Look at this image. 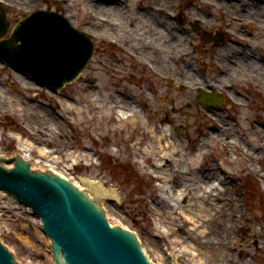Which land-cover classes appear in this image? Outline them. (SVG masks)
Here are the masks:
<instances>
[{
    "label": "rangeland",
    "instance_id": "rangeland-1",
    "mask_svg": "<svg viewBox=\"0 0 264 264\" xmlns=\"http://www.w3.org/2000/svg\"><path fill=\"white\" fill-rule=\"evenodd\" d=\"M238 1L0 0L10 25L2 38L34 11L51 10L95 44L87 69L57 93L0 62V156L20 154L21 142L12 136L19 134L22 144L32 145V170L54 169L73 183L99 182L109 223L135 233L153 264L173 258L178 264H264V18ZM155 7L166 11L157 14ZM155 24L174 25L185 35L200 89L180 88L179 65H158L167 55L152 53V44L172 42L155 35ZM219 34L225 37L215 43ZM235 56L243 63H223ZM227 66L230 73L219 79ZM206 92L222 103H201ZM161 133L162 151L154 138ZM174 146L178 152L168 162L162 155ZM40 148L50 157L40 159ZM170 178L190 194L175 199ZM157 203L165 212L175 209L172 218L158 212ZM205 207L212 208L206 218L199 213ZM190 208L193 220L186 215ZM232 210V252L212 261L194 241L199 232L221 229ZM252 230L255 243L247 239ZM0 240L20 264H51V240L40 218L2 192Z\"/></svg>",
    "mask_w": 264,
    "mask_h": 264
},
{
    "label": "water",
    "instance_id": "water-1",
    "mask_svg": "<svg viewBox=\"0 0 264 264\" xmlns=\"http://www.w3.org/2000/svg\"><path fill=\"white\" fill-rule=\"evenodd\" d=\"M0 5V62L29 74L37 85L57 93L75 81L92 61L95 44L62 14L37 10L20 21L11 36ZM224 34L214 38L221 43ZM205 42L211 41L206 35ZM201 103H222L204 93ZM3 164H14L7 168ZM54 169H31L29 159L0 157V192L16 197L42 220V230L52 241L51 264H153L138 237L109 223L101 198L105 187L84 182L87 192ZM0 264H20L0 240ZM171 264H175L171 262Z\"/></svg>",
    "mask_w": 264,
    "mask_h": 264
},
{
    "label": "bare ground",
    "instance_id": "bare-ground-1",
    "mask_svg": "<svg viewBox=\"0 0 264 264\" xmlns=\"http://www.w3.org/2000/svg\"><path fill=\"white\" fill-rule=\"evenodd\" d=\"M91 1L95 2V0H91ZM263 3H264V0H240V1H238L239 6L242 5V8L248 9L251 12H254V14L256 15L257 18H264V4ZM99 4H104V3L98 2V5ZM154 10L157 14L160 12L166 11V9L164 7H155ZM117 13H119V12H117ZM155 25H156L155 35L161 39H164V41L170 40V42H172L170 45H169V43H167L164 47L161 44H160V47L152 44L153 45L152 53L166 54L167 55L166 58L163 60L162 65H161L160 61H159L158 65L159 64H160L159 66L179 65L180 66V77L177 80V83L180 86V88H189V89H193V90L200 89V86H201L200 80L198 79V75L195 71L194 66L191 63L190 58H189V51H188L189 42L187 41V39H185V35L184 34L178 35L177 28L174 25H170L168 27V28H171L170 31L166 26L163 27L160 24H158V25L155 24ZM163 32L166 34V36L164 35V37H163ZM158 42H160V41L156 40L155 44H159ZM153 56H155V55H153ZM223 59H224V61H223L224 64H226L228 66H232V67L238 66V63H243L242 61H244V59H242L240 61L239 58H236V56L235 57H226V58L224 57ZM228 66L224 69L223 73L219 76V79L228 76V74L230 73V71H228V69H227V68H229ZM219 133H220L219 135H222L224 132H223V130H219ZM12 136L21 142V144L19 145L20 154H18L17 156H21L23 159L31 158L32 157L31 152H33L32 145L29 143H26V142L22 144L23 140L19 134H12ZM163 137H165V134H163V133H161V135H156V136L154 135L156 142H158L160 144L159 149L161 151L167 149V146H165L163 144V142H164ZM37 152L39 154L40 159H42V160L50 157V151H47L45 148H40L39 150H37ZM177 152H178V149L174 146V149H172V151H171L172 155L164 152L162 155V158L168 159L167 161L169 162V158L171 156H173V154L175 155ZM38 163H44V162H38ZM6 165H9V164H6ZM11 165H13V164H11ZM175 175H177L179 177L184 176V174L178 173V172H176ZM202 180L205 183V182L210 181L211 179H210V177H208V178L202 177ZM84 182H91V181L81 180L80 182H74V183L72 182V183L82 190L87 189L89 191V186H87ZM168 182L170 184L169 189H172L175 191L174 192L175 197H176L175 199L180 198L182 196H188L191 192V190H189L188 186L186 184L182 183L180 180L175 181V179L170 178V181L168 180ZM184 182H186V181H184ZM90 193L93 194V192H90ZM105 193L106 192L103 193V196H107ZM220 195L221 194L219 193L218 197H221ZM203 200L206 201L205 199H203ZM155 206H156V210H158V212L162 211V214L165 215V218H167V219H170V217L172 218L171 215L173 212H175V209L173 210V212L172 211L171 212H165V209L159 203L155 204ZM192 208H190V210H189V213H191V216L186 214L187 213L186 211L182 212V214H186L190 220H193V218H194V216H193L194 213H193ZM211 210H212V208H206L205 207V208H202L201 209L202 212H199V213L205 214L204 217L206 218L208 215L207 213H209ZM224 217L226 220L224 221L221 229H219V230L215 229L214 231H212L210 233L199 232V234H198L199 236H197V238L195 237L196 240H199V241H194V243L196 245H198V247L205 249L207 257L212 261L213 260L214 261H216V260L217 261H222V260L224 261L226 259L227 255L231 254L232 249H233V246H229V244H228V236H229L230 231L234 228V226L237 223V216L235 215L234 210H232V213H225ZM205 221L206 220H202V222H205ZM196 226L197 225L195 224L194 227H196ZM193 230H194V228L189 229V231H193ZM196 232H197V228H195L193 234L195 235ZM249 233H250V235H249L250 238H249V236H247L248 237L247 239H249L248 242L251 241V242L255 243L256 239H255L254 235L256 234V232L254 230H252V231H249ZM202 234H207V235H202ZM175 244L179 245V241H177ZM189 247L190 246H186L185 251H187L188 250L187 248H189ZM181 250H183V249H181ZM192 255L195 256L196 254H193V252H192ZM172 262L175 264H178L177 258H173Z\"/></svg>",
    "mask_w": 264,
    "mask_h": 264
}]
</instances>
